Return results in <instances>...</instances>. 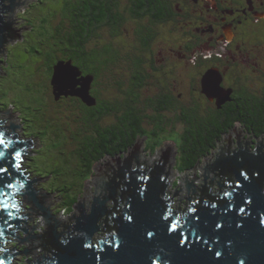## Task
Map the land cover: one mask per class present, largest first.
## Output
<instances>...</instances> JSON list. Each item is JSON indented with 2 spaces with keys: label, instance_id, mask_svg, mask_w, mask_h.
Returning <instances> with one entry per match:
<instances>
[{
  "label": "water",
  "instance_id": "95a60500",
  "mask_svg": "<svg viewBox=\"0 0 264 264\" xmlns=\"http://www.w3.org/2000/svg\"><path fill=\"white\" fill-rule=\"evenodd\" d=\"M23 1L0 0V62L5 44L21 41L12 16ZM52 70L56 100L71 96L88 107L95 105L90 95L92 76L83 77L71 61L57 62ZM202 84L212 98L208 92L219 87L218 73L206 72ZM229 96L226 91L218 105L229 101ZM0 114L10 122L12 131L3 135L7 140L0 143V240L13 235L11 227L20 230V223L34 207L47 231L44 236L22 240H36L34 245L49 253L29 264H264V141L250 152L240 135H228L203 169L204 187L197 200L177 212L168 194L175 164L173 143H165L156 160L147 165L140 160L146 138H138L123 157L95 164L91 179L85 181L83 198L62 221L58 233L59 223L38 203L40 184L30 178L24 181L15 170L14 157L29 148L23 157L24 167L35 141L17 140L19 126L12 108ZM213 174L215 178H211ZM195 180H185L187 196L195 195ZM11 188L18 193L24 189L23 203L30 208L23 209L28 211L23 219L16 217L11 207ZM96 233L105 236L96 241ZM15 255L3 252L0 264H9L8 259Z\"/></svg>",
  "mask_w": 264,
  "mask_h": 264
},
{
  "label": "flooded vegetation",
  "instance_id": "af4514ba",
  "mask_svg": "<svg viewBox=\"0 0 264 264\" xmlns=\"http://www.w3.org/2000/svg\"><path fill=\"white\" fill-rule=\"evenodd\" d=\"M108 1L106 14L110 19L117 20L116 4L118 15L127 16L128 28L124 30L126 25L122 24L120 28L113 25L106 30L109 31V43H125L128 48L126 55L131 74L126 84L130 90L123 102H126L127 112L135 125L144 128L153 123V127L156 124L160 129L161 122L166 120L164 112H169L174 113V120L181 121L184 127L195 129V134L200 135L199 130L206 129L203 134L206 139L216 136V145L232 132L255 143V133L264 125L259 119L260 111H264V99L257 97L264 95V0ZM131 12L139 16L132 19ZM66 26L69 28V25L64 28ZM208 71L218 73L219 78L216 91L208 92L214 95L209 99L202 84ZM81 73L86 76L82 70ZM151 86L156 88L149 94ZM48 88L54 107H60L66 99L80 100L75 97L55 100L50 78ZM225 91H230V100L217 106ZM184 95L201 97L212 110L201 114L197 104L183 105L180 99ZM132 98L136 99L135 104ZM250 99H254V103ZM147 109L151 110L150 116ZM246 113L252 117L250 130H243L242 124V129L238 130L236 116L248 117ZM0 118L7 122L1 114ZM156 128L149 133L157 134ZM116 129L124 136L119 138L112 130L110 153L130 137L125 133L127 124L123 130L121 127ZM128 150L105 156L102 160L123 157ZM211 178H215L214 174Z\"/></svg>",
  "mask_w": 264,
  "mask_h": 264
},
{
  "label": "rangeland",
  "instance_id": "374dc122",
  "mask_svg": "<svg viewBox=\"0 0 264 264\" xmlns=\"http://www.w3.org/2000/svg\"><path fill=\"white\" fill-rule=\"evenodd\" d=\"M63 1H23L21 3L22 5L16 8L12 16L14 30L21 37V41H16L14 44H5L1 49L0 62V111H6L12 108L18 121L20 139H31L35 141V148L27 157L24 167L28 169L25 170L28 173V178L40 184L39 200L41 198L43 200L44 196L46 197L43 202L51 211L57 223H59L57 228L58 233L62 231V221L72 214L67 215V213L61 211L64 207L63 203L77 197V195L80 197L85 180L91 179V176L85 178L82 164L79 161V154H82L84 146L90 143V134L96 136L94 127L98 129L97 125L92 126L89 123L86 109H75L76 104L68 103L67 101L64 103L61 102L58 108L54 107L48 96V67L53 62L52 57L58 54L57 47L60 46V40L53 38L52 35L54 27L57 25L56 22L58 23L57 17L60 16ZM4 5L8 6L9 3L4 2ZM3 17H7V14H3ZM126 28H128V25L123 27L124 30ZM109 39L108 30H99L97 37L92 39L93 43L89 44L88 49L95 45L112 44L121 55L126 56L128 48L125 43H107ZM9 41L10 39L6 38V42ZM105 41L106 43H104ZM115 72L122 79L119 82H122V88H124L130 75L128 61L127 64H117L112 70L106 69L104 73L101 81L102 92L100 91V95H102L101 100L110 104L116 103V100L118 102L124 100L122 98L124 96L122 95L123 91L117 89L113 82V77L116 76ZM155 88L151 86L149 88L151 93L149 94H152ZM93 91L97 94V89H93ZM141 96L144 97V95ZM257 96L261 97L262 94ZM180 100L186 106L192 107L197 104L200 107L201 114H208L209 110H212L199 96L190 97L184 95ZM146 112L148 116L151 115V110L147 109ZM168 115L170 118L174 117V113H168ZM116 117L117 114L113 113L104 115L103 121L101 122L102 126L114 124ZM3 118L6 120V117L3 116ZM9 125L10 122L7 121L6 127H9ZM152 128L153 123H148L144 127L147 131H151ZM164 128V134L160 133L161 135L159 137L149 140L147 144L144 143V147L142 148L143 153L141 155L143 158L140 160L143 162L146 161L147 165L148 163H152L156 160L159 150L165 143H173L175 148V164L171 169L168 194L172 202V209L175 210L176 207L180 205L183 207L186 203L190 202L189 199L193 198L191 197L192 194L190 196L186 194L184 188L186 179L190 182L196 176L197 179L194 181L195 191L203 189V169L215 157L218 148L213 149L208 155L204 156L192 171L180 173L176 168L182 164V155L177 151L176 144L178 145L179 139L181 138L180 134L184 132L185 127L181 121L175 120L173 125L165 124ZM237 129L240 130L242 128L237 125ZM231 134L234 133L232 132ZM244 140L249 142L253 141L248 139ZM261 141L262 138L260 136L257 138V141H254V144L248 147V150L253 152ZM218 144H221V142ZM150 146L154 148L153 153L145 150L146 147L149 150L148 147ZM152 156L154 157L152 158ZM51 189L60 190L62 199L58 194L51 193ZM82 198L83 196L79 199V202ZM29 208L30 206L28 204H23V209ZM27 214L28 211H23V215ZM20 227V230L15 229V237L12 236L3 243H0L4 252L8 250L11 254L12 250L15 251L14 263L29 264L33 259L35 261H41L42 259H39L40 257H48L49 254H45V249L34 245L37 242L36 240L32 239L31 241L22 242V239H26L28 236L31 238L44 236L47 232L37 208L33 209L26 216L20 223ZM25 230L27 232H24ZM96 237L97 233L95 234Z\"/></svg>",
  "mask_w": 264,
  "mask_h": 264
},
{
  "label": "trees",
  "instance_id": "16d2710c",
  "mask_svg": "<svg viewBox=\"0 0 264 264\" xmlns=\"http://www.w3.org/2000/svg\"><path fill=\"white\" fill-rule=\"evenodd\" d=\"M109 5L110 2L108 0H64L61 7L60 16L57 17L59 24L56 22L57 25L56 27H54L53 35H52L53 38L56 39L58 38L60 40L59 42L60 46L57 47L58 54L52 57L53 62L48 67L50 84H51V76L53 73L52 70L53 66L60 61L63 62L71 61L73 66L77 68L79 67L86 76L93 77V82H92L93 87L91 89V95L96 102L94 106L88 107L87 105H85L83 102L80 101L81 99L65 100L68 103L76 104L75 109L78 110L86 109L89 118L88 119L89 123H91L92 126L97 125L98 127V129H95L94 127V132L96 133V136L94 135L92 136L90 134L91 136L90 143L85 145L82 150V154H79V158H80L79 161L82 164L85 178H88L92 175L94 165L102 161V159H104L105 156L111 157V155H114V153L116 152H121V151L124 152L125 150L132 148L136 143V141L138 140V138L142 139L146 137L147 140L145 143L147 144L149 140L159 137L161 134H164L165 128L162 125L171 121L175 122L174 117L173 118L168 117L169 112H164V117L166 120L164 122L160 121L161 122V125L159 126L160 129L156 128L157 127L156 124L154 125L152 129L156 128L158 133L152 135L149 133L150 131L145 130L140 125L138 126L135 125L133 123L134 121L131 119L132 117L129 115L130 113L127 112L128 106H126V102H123L126 98L127 92L130 90L128 88L129 86L125 84L124 88H122L123 86L122 82H119L122 79H120V77L116 75V72H115L116 76L113 77V82L115 83L117 89L123 91L122 95L124 96L122 98L124 100H121L122 102H118L116 100V103L114 104L106 103L105 101L101 100L102 97V95H100V93L102 92L101 81L103 79L106 69L112 70L113 68H115L117 64L120 63L127 64L126 61L127 55L126 56L121 55V53L117 51V49H115V46H112V44L111 45L104 44L101 46L95 45L93 46L94 48L93 50L88 49L89 44L93 43L92 39L97 37V32L99 30L108 29V27L113 25H116L114 26L116 29L120 28V25L122 24L127 25L126 23L127 16L123 15L122 13L118 15L119 8L117 4L114 6L115 14L116 16H118L117 20L115 22L113 17H111L110 19V17L107 15L108 13L106 14V10L109 7ZM138 5L139 4H136V6ZM130 16L132 19H135L139 16V14L137 15L134 12H131ZM42 22L45 23L44 21ZM65 25H69V28L67 26L66 28H64ZM104 43H106V41ZM129 74H131V71ZM93 89H97V94L94 93ZM258 98L264 99V95ZM132 99L135 104V102H137L136 99L135 98ZM250 102L254 103V99H250ZM140 112L142 113V111ZM112 113L117 114L115 121L116 125L115 123L114 124L111 123L112 125L102 126L101 122L103 121L104 115H109ZM247 115L248 117L245 115H243L245 116L243 117L241 114L240 115L238 114V116H236L235 119V123L239 124L238 126H240L241 124L243 125L244 127L243 130H250V126H251L250 121L252 120V117L249 116V114ZM259 119L262 120L260 123L264 124V111L262 112L260 111ZM126 124H127V129L125 133H127L130 136L129 139H127V141L124 142L122 145L116 146V150L113 153H110L109 148L112 143V135H113L112 130L114 129V134H116L115 136L121 138V136L123 137L124 135L121 131H119L116 128L120 129L121 127V129L123 130ZM259 130L260 131L255 133L257 135L256 139L259 138L260 135L261 136L264 135L263 134L264 125ZM205 131L206 129L202 131L199 130L200 135H197L194 133L195 129L186 126L184 132L180 134L181 138L179 139L180 141L178 145L176 144V148L177 151L180 152V154L182 155V164L180 167L176 168L178 172L181 173L185 171H192L193 168L197 164H199V162L202 160L204 156L208 155L213 149L218 147V144L216 145L217 137L213 135L212 137L206 139L203 135L205 134ZM148 149L149 150H147V147L145 148L146 151H151V153L154 152L153 147L150 146L148 147ZM83 189L84 186L80 193V197L79 195H77V197H74L69 201L63 203L64 207L61 209V211L67 213V215L73 213L75 205L84 194ZM50 191L51 193L58 194L59 197L62 199L60 190L51 189ZM183 208L185 209V205L183 206ZM45 254L48 255L49 253L45 252Z\"/></svg>",
  "mask_w": 264,
  "mask_h": 264
},
{
  "label": "bare ground",
  "instance_id": "6f19581e",
  "mask_svg": "<svg viewBox=\"0 0 264 264\" xmlns=\"http://www.w3.org/2000/svg\"><path fill=\"white\" fill-rule=\"evenodd\" d=\"M83 77H85V76H83ZM226 92V91H225ZM224 92V93H225ZM206 96H207V98L209 99V96L206 94ZM223 97H224V94H223ZM218 98V97H217ZM80 99V98H79ZM56 100V99H55ZM82 101V100H81ZM217 105H218V101H217ZM219 106V105H218ZM7 133H8V131H7ZM8 134H10V133H8ZM240 135V134H239ZM241 136V135H240ZM261 138H262V141H264V136H261ZM245 142H247L248 144V147L250 146V145H252L253 143H250L249 141H246V140H244ZM256 141H257V139H256ZM261 141V142H262ZM219 146H220V144H218V147L217 148H219ZM247 147V148H248ZM217 153H218V151H217ZM216 156V155H215ZM214 158V157H213ZM196 177V176H195ZM197 179V178H196ZM201 191L202 190H200V191H195L194 193H195V195H192L191 197H193V198H191V197H188V198H191V199H189L190 200V202H188V203H186L185 204V209L180 205L179 207H176V209L175 210H177V212H183V211H185V210H187L196 200H197V197L200 195V193H201ZM43 196V195H42ZM45 199H46V197H44ZM44 198H43V200H42V198L40 199V200H38V203L39 204H41L42 205V207L44 208H47L46 206H45V204H44ZM188 200V201H189ZM171 205H172V202H171ZM35 209V208H34ZM174 210V209H173ZM39 215L41 216V213L39 212ZM28 238H29V236H28ZM23 241H24V239H22ZM30 241H31V239H30ZM26 242V241H25ZM0 243H1V241H0ZM31 247H32V245H31ZM0 248H2V245L0 244ZM7 252H8V250H6ZM9 253V252H8Z\"/></svg>",
  "mask_w": 264,
  "mask_h": 264
},
{
  "label": "snow or ice",
  "instance_id": "6c2138e0",
  "mask_svg": "<svg viewBox=\"0 0 264 264\" xmlns=\"http://www.w3.org/2000/svg\"><path fill=\"white\" fill-rule=\"evenodd\" d=\"M0 143H2V141H0Z\"/></svg>",
  "mask_w": 264,
  "mask_h": 264
}]
</instances>
